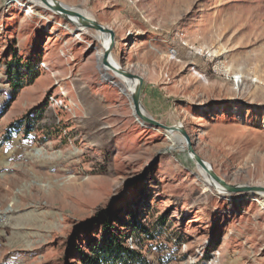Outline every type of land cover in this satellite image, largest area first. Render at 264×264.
Here are the masks:
<instances>
[{
  "label": "rangeland",
  "instance_id": "1",
  "mask_svg": "<svg viewBox=\"0 0 264 264\" xmlns=\"http://www.w3.org/2000/svg\"><path fill=\"white\" fill-rule=\"evenodd\" d=\"M57 1L114 31L147 115L181 123L227 183L264 186V0ZM101 50L93 29L0 0V264H81L105 228L150 264H264L263 198L205 185Z\"/></svg>",
  "mask_w": 264,
  "mask_h": 264
},
{
  "label": "water",
  "instance_id": "2",
  "mask_svg": "<svg viewBox=\"0 0 264 264\" xmlns=\"http://www.w3.org/2000/svg\"><path fill=\"white\" fill-rule=\"evenodd\" d=\"M43 5L49 8L51 11L61 15H72L79 18V23L82 27L91 28L93 30L98 31L101 34H105L109 36V44L103 49L101 55V64L111 68L122 74L124 77L128 78L131 81L136 80V84L133 87V90L130 92V100L133 105V113L143 122H145L148 126L151 127H158L165 131H175L181 134L183 137L186 147L187 153L189 157L198 165L200 166L207 175L212 179L214 183H216L219 187H221L226 194H233V193H264V186H257V185H233L227 183L224 179H222L213 169L209 166L206 161H204L194 150L193 142L191 141V137L187 130L183 127L181 123L176 125H165L156 119L152 118L151 116L147 115L145 111H143V107L140 100V92L141 86L143 82V78L138 74H135L131 71H126L122 67L117 68L115 67L109 60L110 53L112 47L115 42V34L114 31L99 23L93 18L87 17L83 15L79 10L65 6L61 4L57 0H39Z\"/></svg>",
  "mask_w": 264,
  "mask_h": 264
},
{
  "label": "trees",
  "instance_id": "3",
  "mask_svg": "<svg viewBox=\"0 0 264 264\" xmlns=\"http://www.w3.org/2000/svg\"><path fill=\"white\" fill-rule=\"evenodd\" d=\"M132 230L135 233L146 232L145 227L140 225H135ZM104 231L101 239L87 246L88 250L79 251L78 260L81 264H150L140 250L126 246L121 235H116L106 228Z\"/></svg>",
  "mask_w": 264,
  "mask_h": 264
},
{
  "label": "bare ground",
  "instance_id": "4",
  "mask_svg": "<svg viewBox=\"0 0 264 264\" xmlns=\"http://www.w3.org/2000/svg\"><path fill=\"white\" fill-rule=\"evenodd\" d=\"M32 2L36 3V4H40L44 7H46L45 5H43L39 0H32ZM30 8V7H29ZM47 8V7H46ZM49 9V8H48ZM81 12V11H80ZM83 15L87 16V17H90L91 16L87 13V12H81ZM62 17H64L67 21L71 22L73 25H75L77 27L78 30H87V29H91V28H85V27H82L79 23V18L75 17V16H72V15H61ZM96 31V30H95ZM97 33H99L98 31H96ZM99 38H100V44H101V52H103V49L109 44V36L108 35H103L101 33H99ZM102 55V53H100V56ZM100 60H101V57H100ZM99 60V61H100ZM110 62L117 68H121V66L114 60V58L112 57L111 53H110V58H109ZM99 64H101V62H99ZM102 69L103 71L105 72H108L110 71L114 77H116L119 81L123 82V86L126 88L127 92H128V95L130 97V92L133 90V87L134 85L136 84V80L134 81H131L129 80L128 78L124 77L122 74H120L119 72L115 71V70H112L111 68L107 67V66H104L102 65ZM122 69V68H121ZM132 104V103H131ZM133 106V105H132ZM143 109V108H142ZM144 111V109H143ZM145 123V122H144ZM168 133H173L175 131H167ZM184 140V139H183ZM185 142V141H184ZM209 166H211L208 162H206ZM197 165V164H196ZM198 166V165H197ZM199 170H200V174L201 176L203 177L204 179V182H205V185L207 186H210L211 184L214 185L217 189H219V193H223V189L221 187H219L216 183H214L212 181V179L207 175V173L200 167L198 166ZM223 191V192H222ZM251 194V192H250ZM254 194H257L260 195L264 200V193H254ZM264 206V203L262 202V207Z\"/></svg>",
  "mask_w": 264,
  "mask_h": 264
}]
</instances>
